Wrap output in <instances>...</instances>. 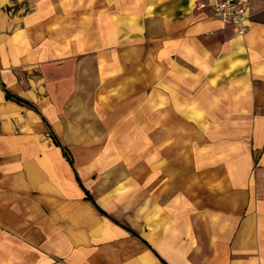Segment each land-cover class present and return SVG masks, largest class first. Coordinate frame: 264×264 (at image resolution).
Segmentation results:
<instances>
[{"label": "crops", "instance_id": "0c3cea01", "mask_svg": "<svg viewBox=\"0 0 264 264\" xmlns=\"http://www.w3.org/2000/svg\"><path fill=\"white\" fill-rule=\"evenodd\" d=\"M192 2L163 0L155 15L160 16V34L146 36L144 43L135 38L130 45V83L146 90L140 100H264V0H250L251 25L245 34L225 28L209 9L197 5L198 0ZM68 3L71 0H0L2 241L9 238L16 246L10 247L22 253L30 242L26 247L33 264H264V204L256 194H247V176L226 182L237 186L236 193L226 192L218 206L213 179H185L178 162H161L170 175L156 180L160 187L147 190L139 207L134 202L127 218L116 217L109 202L108 195H123L117 179H105L111 187L102 193L89 190L56 143L57 128H51L38 106V100L53 102L67 94L52 92L57 86L49 84L46 75L48 67L65 57L66 43L58 47L62 34L53 27L40 33V44L33 40L29 45L32 21L56 25L63 18L57 9ZM20 16L28 27L23 46L16 33L9 32V19ZM2 81L13 95L34 104L8 98ZM250 88H257V95H249ZM174 115L179 121V114ZM243 191L246 200L240 197ZM234 196L240 197L239 203ZM0 245L1 264L24 263L18 255H4Z\"/></svg>", "mask_w": 264, "mask_h": 264}, {"label": "rangeland", "instance_id": "374dc122", "mask_svg": "<svg viewBox=\"0 0 264 264\" xmlns=\"http://www.w3.org/2000/svg\"><path fill=\"white\" fill-rule=\"evenodd\" d=\"M162 1L71 0L57 9L63 18L56 25L42 26L32 21L29 45L33 40L40 44V33L56 27L62 34L58 47L61 42L67 46L65 57L59 58V65L48 67L46 75L49 84L57 86L52 92L70 94L53 102L38 100V106L47 114L51 128H57L65 157L90 191L102 193L111 187L110 181L105 182L107 178L120 182L117 186L123 195H108L116 217L127 218L135 209L134 202L139 207L147 190L160 187L156 180L170 175L161 162L168 161L179 163V175L185 179H213L218 206L226 199V192L236 193L237 186L226 182L236 183L245 176L250 185L247 194H256L264 204V100H140L146 90L131 85L130 45L135 38L144 43L146 36L160 34V16L155 15ZM242 1L248 5L250 15V0ZM215 2L198 0L197 5L209 9L225 28L239 34L230 22L218 16ZM26 27L23 16L9 19V32L16 33L20 40L17 43L22 46ZM78 91L81 94L73 97ZM257 91L250 88L249 95H257ZM153 92L156 94V90ZM116 96L130 100H115ZM174 114H179V121ZM64 146H68L67 151ZM133 179L137 181L132 184ZM239 193L247 199L244 191ZM235 197L233 201L239 203L240 197ZM4 241L0 238L4 255L10 259L18 255L24 258L23 264H33L32 251L26 247L30 242H25L22 253L10 247L15 244L9 238Z\"/></svg>", "mask_w": 264, "mask_h": 264}, {"label": "built area", "instance_id": "2783aa9c", "mask_svg": "<svg viewBox=\"0 0 264 264\" xmlns=\"http://www.w3.org/2000/svg\"><path fill=\"white\" fill-rule=\"evenodd\" d=\"M216 13L225 22H230L239 34H244L249 26L248 5L242 0H214ZM227 22V23H228Z\"/></svg>", "mask_w": 264, "mask_h": 264}, {"label": "trees", "instance_id": "16d2710c", "mask_svg": "<svg viewBox=\"0 0 264 264\" xmlns=\"http://www.w3.org/2000/svg\"><path fill=\"white\" fill-rule=\"evenodd\" d=\"M1 84H2V86L4 87V90L6 91V95H7V97L8 98H15L17 101H19V102H23V103H29V101L28 100H26V99H23L22 97H20V96H17V95H13L7 88H5V83L2 81L1 82ZM56 143L57 144H59L60 145V142H59V140L56 138ZM64 149H66V148H64ZM66 151H67V149H66ZM72 161V160H71ZM86 192H87V196L89 197V198H91V196L89 195V192H88V190H86ZM99 207V206H98ZM100 208V207H99ZM100 210L102 211V212H104V210H102L101 208H100ZM105 213V212H104Z\"/></svg>", "mask_w": 264, "mask_h": 264}, {"label": "bare ground", "instance_id": "6f19581e", "mask_svg": "<svg viewBox=\"0 0 264 264\" xmlns=\"http://www.w3.org/2000/svg\"><path fill=\"white\" fill-rule=\"evenodd\" d=\"M249 20H250V23H249V26L251 25V16L249 15Z\"/></svg>", "mask_w": 264, "mask_h": 264}]
</instances>
